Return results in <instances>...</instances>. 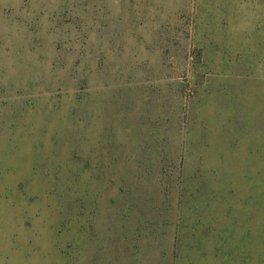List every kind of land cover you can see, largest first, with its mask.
<instances>
[{
    "label": "rangeland",
    "instance_id": "374dc122",
    "mask_svg": "<svg viewBox=\"0 0 264 264\" xmlns=\"http://www.w3.org/2000/svg\"><path fill=\"white\" fill-rule=\"evenodd\" d=\"M0 264H264V0H0Z\"/></svg>",
    "mask_w": 264,
    "mask_h": 264
}]
</instances>
